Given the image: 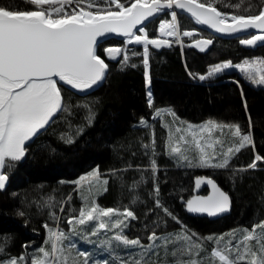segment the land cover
Returning a JSON list of instances; mask_svg holds the SVG:
<instances>
[{
	"label": "trees",
	"instance_id": "trees-1",
	"mask_svg": "<svg viewBox=\"0 0 264 264\" xmlns=\"http://www.w3.org/2000/svg\"><path fill=\"white\" fill-rule=\"evenodd\" d=\"M238 2L240 0H222L216 2L215 7L225 13L246 14L243 8L236 10L224 6ZM251 3L258 6L261 0H251ZM0 4L31 8L24 0H0ZM256 10L253 7L252 11ZM165 18L171 19L165 13L146 26L150 38H156L157 26ZM178 24L181 32L196 30L198 35H206L214 43L203 52L187 46L190 41L186 38L182 39L181 46L177 43L159 49L148 46L152 107L147 103L143 47H127L130 50L127 65L122 64L121 56L117 61L109 62L104 48L124 46L116 40H108L98 49L109 67L103 85L96 92L78 96L62 87L63 104L69 112L59 113L45 130L27 143L25 158L12 162L15 166L11 169H4L9 180L5 189L0 190V246L3 247L0 261L24 255L28 257L24 264H31L33 257L41 258L39 248L50 250V245L45 244L48 235L45 224L63 231L80 250L89 252L84 234L69 233L67 223L70 216L78 215L85 197L93 198L103 208L132 210L138 219L128 221L124 232L130 239L144 237L142 239L146 241L153 230L159 236L179 232L180 225L155 207L153 190L156 185L162 204L188 229L202 237L227 233L241 226L251 229L253 224L264 220V167L235 170L247 168L257 154L264 157V86L251 83L236 68L224 70L204 81L199 79L201 74L207 75L210 67L219 63L235 65L264 58V45L250 49L239 43L240 38L212 37L179 14ZM156 110H161V116L153 119ZM141 118L148 122V127L140 124ZM161 120L195 125L208 120L238 124L243 133H251L253 145L233 156L227 169L181 167L166 150L167 131ZM153 137L155 155L152 148L147 153L144 148L145 144L152 143ZM151 160L157 165L155 173L151 169ZM93 171L98 173L95 178L99 177L103 184L96 192L87 193L88 187L83 181L91 177ZM197 177L213 179L229 195L231 208L227 215L212 221L194 217L186 211L182 200L196 195ZM98 181H92L90 186ZM206 193L207 189H202L198 194ZM149 209L153 211L149 212ZM158 216L163 220L153 223ZM89 240L94 243V237ZM176 246L167 245L169 264L174 262L171 257ZM164 250L163 246L157 249L159 264L165 261ZM64 251L69 255L67 263L84 264L85 258L79 256L77 248H65ZM210 251L211 248L205 246L200 255ZM182 258L187 259V254ZM157 259L149 264H156ZM89 260L91 264L93 259ZM104 260L110 264L120 262L114 257Z\"/></svg>",
	"mask_w": 264,
	"mask_h": 264
},
{
	"label": "snow or ice",
	"instance_id": "snow-or-ice-1",
	"mask_svg": "<svg viewBox=\"0 0 264 264\" xmlns=\"http://www.w3.org/2000/svg\"><path fill=\"white\" fill-rule=\"evenodd\" d=\"M31 8L22 9L15 5L0 4V190L5 189L9 175L4 171L7 167L15 166L12 162H19L27 153V142L32 140L41 130L45 129L61 112H69L63 104V88L80 93H87L97 86L105 77L109 65L98 54L101 40L108 34L123 37L125 47L108 46L104 52L108 59L116 60L123 53L122 64L127 65L130 59L128 45L143 47L142 57L145 68V84L147 88V103L153 105L149 74V45L154 48L171 46L172 43L183 45L182 37L193 38L196 30L180 31L178 13L176 9L190 14L198 25H205L215 33L233 35L257 30L248 36L239 39L244 46L264 45V0L254 6L251 0H240L236 4L225 3V7L236 10L243 8L244 13H225L215 7L216 2L222 0H24ZM245 2L247 6L244 7ZM74 5V7H73ZM253 7L256 11L253 12ZM171 20L161 19L158 26V37L150 38L146 22L158 14L165 13ZM167 37L174 38L173 40ZM214 43L210 37L195 39L188 46L196 47L201 52ZM133 55L138 53L132 52ZM135 67V65H132ZM235 67L246 79L255 85L264 86V58L245 60L233 65L223 62L210 67L207 75L201 74L199 79L204 81L222 73L224 70ZM237 83H239L237 81ZM243 98V92H241ZM245 110L247 104L245 101ZM174 115V114H173ZM161 116V110H156L153 119ZM91 117H89L90 119ZM140 124L148 127V122L141 118ZM251 128V116L249 115ZM168 138L166 150L178 166L189 168L227 169L230 160L243 148L253 145L251 133L242 132L238 124H225L208 120L200 125L187 123L186 126L166 125ZM230 130L234 142L223 150L225 141L213 135L217 130L223 133ZM190 137V139H189ZM63 138V136H62ZM69 143L71 140L68 141ZM216 145L221 150H216ZM194 147L195 151L190 153ZM144 148L153 149L155 155V139ZM208 149H212L211 152ZM264 157L257 154L249 163L248 168L255 169L257 161ZM153 173L156 170L155 160H151ZM91 176L98 173L93 171ZM77 184L80 181L76 182ZM107 183V181H105ZM207 184L211 192L207 196L193 195L182 202L188 213H206L209 217L230 210V197L227 193L207 177H197L195 188ZM155 207L160 209L164 216L169 217L180 225V231L159 236L155 232L148 236L150 243L142 245L139 238L130 239L124 229L129 220L138 217L128 208L123 211L113 208H103L93 199L90 202L85 198L78 215L70 216L67 223L69 233H83V238H99L101 232H111L113 235L98 239L101 250L113 253L120 245L126 248H139V258L128 253L127 259L120 260L119 264H149L145 257L154 249L176 244L172 255L176 257L175 264H264V220L253 224L251 229L238 227L227 233L200 236L191 231L178 216L165 207L159 199V187H154ZM63 212V207H61ZM153 211L149 209V212ZM23 216V212H19ZM51 214V213H50ZM113 217H118L113 219ZM163 217L158 216L162 221ZM79 226V228H78ZM48 235L46 245L50 250L41 247L38 252L42 258L33 257L31 264H60L65 248H77L79 256L85 257L84 264H90V253L80 250L69 235L59 229L45 224ZM90 228V231H89ZM115 230V231H114ZM190 233V234H189ZM67 241V244L64 242ZM160 241V243H157ZM212 242L210 253L201 256L205 251V242ZM89 242H92L89 240ZM3 247L0 246V252ZM180 253L181 255H177ZM158 255V253H155ZM188 258L183 259L182 255ZM28 257H12L0 264H24ZM66 264V258L64 260ZM91 264H110L108 260H96ZM155 264V262H152Z\"/></svg>",
	"mask_w": 264,
	"mask_h": 264
},
{
	"label": "rangeland",
	"instance_id": "rangeland-1",
	"mask_svg": "<svg viewBox=\"0 0 264 264\" xmlns=\"http://www.w3.org/2000/svg\"><path fill=\"white\" fill-rule=\"evenodd\" d=\"M97 3H103V0H97ZM31 6V5H30ZM32 7V6H31ZM73 7H74V5H73ZM171 17V16H170ZM171 20V19H170ZM158 26H159V24H158ZM158 26H157V30H156V37H158V35H159V33H158ZM182 33V32H181ZM198 34H197V32H196V36H197ZM209 35V34H208ZM195 36V35H194ZM211 36V35H210ZM201 37H208V36H206V35H198L196 38H188V37H182V39L183 38H186L188 41H190L188 44H187V46L188 45H190V44H192L193 42H194V40L195 39H199V38H201ZM213 37V36H212ZM167 39H169V40H173L174 38H172V37H170V38H167ZM193 40V41H192ZM179 46H181V44L180 43H177ZM150 47H152L151 45H149ZM123 47H125V45L124 46H122V48ZM164 47H169V46H164ZM190 47V46H189ZM154 48V47H153ZM162 48V47H161ZM196 50H198V51H200L198 48H196V47H194ZM157 49V48H156ZM159 49V48H158ZM121 57H123V53L121 54ZM232 68H235V67H232ZM226 70H228V69H226ZM238 70V69H237ZM170 117H172V116H170ZM161 122V124H162V126L166 129V131H167V138H168V128L166 127V125H169V124H171V125H173V129H174V127L175 126H186V124H184V123H178V122H175V121H169V120H161L160 121ZM193 125H195V124H193ZM213 135L215 136V137H217V138H219V139H223L224 141H225V144H224V146H223V150H226V148H227V146L230 144V143H232V142H234V138L231 136V134H230V130L229 129H227V128H225L224 130H223V133H221L219 130H217L215 133H213ZM189 139H190V137H189ZM216 150L217 151H220L221 150V146L220 145H216ZM195 151V149H194V147H193V149L192 150H190V153L189 154H191L192 152H194ZM208 151L209 152H211L212 151V149H208ZM255 159V157L253 158V160ZM177 161V160H176ZM262 161V160H261ZM178 164V163H177ZM258 165H262L263 167H264V162H263V164L261 163H257V166ZM257 168V167H256ZM202 169H207V168H202ZM210 169H212V168H210ZM235 170H242V169H235ZM92 178H94L93 180H92ZM86 179V178H85ZM84 179V180H85ZM89 179H91V181L89 180ZM89 180V181H88ZM99 177H97V178H95V177H93V176H91V177H88V179L87 180H85V181H83L84 183H86L85 184V186L86 187H88L87 188V193H89V192H96L97 191V189L99 188V187H101V185L103 184V181L102 180H99ZM92 181H98V182H95V183H93L91 186H90V183H92ZM85 198H87L88 199V201L90 202L91 200H93V198H88V197H85ZM85 198H82V205L84 204V202H85ZM116 218H118V217H113V219H116ZM78 228H79V226H78ZM55 229H57V228H55ZM126 229V228H125ZM125 229H124V231H125ZM89 231H90V228H89ZM115 231V230H114ZM83 234V233H82ZM111 235H113V233H111V232H101L100 233V236H99V238H97V237H94V243H93V241L92 242H89V238L87 239V241H85V244H87L88 245V251H89V253L90 252H92V254L90 253V257H89V259H93V261H96V260H104L106 257H114V259H118V260H122V259H127V258H129L128 257V253L129 252H131L132 254H133V257H135V258H139V252L141 251L139 248H126L125 246H123V245H120V247H118V248H116V250L113 252V253H111V254H109L108 252H106V251H103V250H101V248L100 247H98V239L99 240H102V239H104L106 236H111ZM160 236H163V235H160ZM142 238H144V237H141L139 240H140V242H141V244L142 245H148L149 243H150V241L147 239L146 241H143V239ZM141 239H142V241H141ZM158 242H160V241H158ZM206 244H205V246H207V249H208V247H210L211 249L213 248V247H215V245L212 243V242H210V241H206L205 242ZM93 245H95V246H93ZM174 245V244H173ZM84 250V249H83ZM85 251H87V250H85ZM155 253H157V249H154L153 250V252H150L149 254H148V256H146L145 257V260H148L149 262L151 261V260H155V259H157V257H156V255L157 254H155ZM167 253H170V252H168L167 251ZM158 254H160L159 253V251H158ZM163 254H164V256H165V261H164V263L163 264H169L168 263V259H167V257H166V251L164 250L163 251ZM162 254V255H163ZM105 255H107V256H105ZM178 255V254H177ZM204 255H206V254H204ZM158 256V255H157ZM179 256V255H178ZM68 257H69V255H65V251H64V256H62L61 257V262H62V264H64V260H65V258H66V264H69V263H67V261H68ZM98 257H101V259L100 258H98ZM41 258H42V256H41ZM85 258V257H84ZM171 260H173L174 262H172L171 264H175V262H176V257H174V256H172L171 257ZM158 261H159V259H157V261H156V264H159L158 263ZM60 262V263H61Z\"/></svg>",
	"mask_w": 264,
	"mask_h": 264
},
{
	"label": "water",
	"instance_id": "water-1",
	"mask_svg": "<svg viewBox=\"0 0 264 264\" xmlns=\"http://www.w3.org/2000/svg\"><path fill=\"white\" fill-rule=\"evenodd\" d=\"M177 13L179 15H183L185 16L186 18H188L192 23L193 25L195 26V28H197L198 30L200 31H203V32H206L208 33L209 35L213 36V37H216V38H220V39H224V40H232V39H239V38H243L245 36H248L250 33H255L257 32V30H253V29H250V30H247V32H244V33H239V34H233V35H226V34H220V33H215L212 29H209L207 28V26L205 25H198L195 23L194 19L190 16V14L188 13H185L183 12L182 10H179V9H176ZM168 10H165V13L167 14ZM163 13V14H165ZM163 14H158L155 18H150L149 21L146 22V26L153 22L154 20L158 19L161 15ZM99 40H101V44L108 41V40H116V41H119V42H122L123 43V40L124 38L123 37H117L115 36L114 34H108L106 38L104 37H101V38H98ZM136 46H140V45H128L127 47H136ZM244 46V45H243ZM260 46H263L261 44H258L257 46H244L245 48H250V49H255L257 47H260ZM106 56V54H105ZM119 59V57L116 59V60H110L107 58L106 56V60L109 61V62H114V61H117ZM108 73V69L106 70V74H105V77L104 79L102 80V82H100L97 86H95L93 89L89 90L87 93H80V92H77L76 90H73V89H70L69 86L67 85H63V83L61 82L60 83V86L71 91L72 93L78 95V96H86V95H89L91 93H94L96 92L104 83L105 81V78H106V75ZM47 128V127H46ZM45 128V129H46ZM43 129V130H45ZM43 130H41L39 133H41ZM38 133V134H39ZM37 134V135H38ZM36 135V136H37ZM31 141V140H30ZM28 141V142H30ZM27 142V143H28ZM202 189H207V193L205 195H201V196H207L210 194L211 192V188L207 185V184H203L201 185L200 189H196L195 190V194L196 195H199L198 193L202 190ZM223 191V190H222ZM231 201V200H230ZM230 208H231V204H230ZM230 211V210H229ZM229 211L227 212H224V213H221V214H218L216 216H212V217H209L206 213H191V215H193L194 217H198V218H204V219H207V220H217L221 217H224L225 215H227L229 213Z\"/></svg>",
	"mask_w": 264,
	"mask_h": 264
},
{
	"label": "bare ground",
	"instance_id": "bare-ground-1",
	"mask_svg": "<svg viewBox=\"0 0 264 264\" xmlns=\"http://www.w3.org/2000/svg\"><path fill=\"white\" fill-rule=\"evenodd\" d=\"M167 38H170V37H167ZM104 54H105V52H104ZM105 57H106V56H105ZM258 162H259L260 164H261V163L263 164L262 161H257V163H258ZM242 170H252V169L247 167V168H244V169H242Z\"/></svg>",
	"mask_w": 264,
	"mask_h": 264
}]
</instances>
